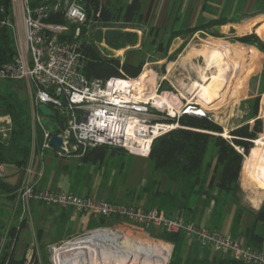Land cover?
I'll return each mask as SVG.
<instances>
[{"label": "built area", "instance_id": "2783aa9c", "mask_svg": "<svg viewBox=\"0 0 264 264\" xmlns=\"http://www.w3.org/2000/svg\"><path fill=\"white\" fill-rule=\"evenodd\" d=\"M84 0H0V26L9 29L16 55L0 68V78L25 81L33 89V115L44 130L43 148H52L58 157L72 152L107 145L121 148L130 154L149 157L154 139L179 126L178 119L189 112L175 106L170 92L154 88L157 97L171 95L173 109L161 107L151 95L149 86L138 78L111 77L107 80L88 78L83 70L85 56L81 51L80 26L91 21ZM60 14L74 23L73 40L65 36L70 27L51 20ZM45 104L53 113L65 116V125L57 133L63 142L60 149L50 143L51 131L43 127L45 115L40 105ZM161 113H165L161 117ZM171 119H175L172 121ZM243 151L241 148H237ZM6 163H0V180L6 177ZM31 172L30 168H26ZM43 176L26 180L17 189L22 206L27 208L30 199L63 208H73L101 218H123L147 228H160L167 233L183 232L198 242L200 247L217 254L241 260L248 264H264V249L243 243L229 235L188 220L182 214L169 215L162 209L142 208L134 204L108 201L73 192L47 190L38 187ZM98 227L75 236L85 238ZM71 241H64L68 245ZM54 264L63 247L51 246Z\"/></svg>", "mask_w": 264, "mask_h": 264}, {"label": "crops", "instance_id": "0c3cea01", "mask_svg": "<svg viewBox=\"0 0 264 264\" xmlns=\"http://www.w3.org/2000/svg\"><path fill=\"white\" fill-rule=\"evenodd\" d=\"M101 1H111L124 6L132 2V0ZM140 13L142 14L140 23L147 25V28L150 26L149 32L153 34V39L160 37L162 32L168 34V39L174 31L187 30L218 18H227L228 22L217 29L231 28L243 23H246L244 27H247L251 23V27L256 26V32L259 33L260 27L264 25V0H141ZM124 30L136 32L138 42L134 46L127 45L120 49H113L114 51L127 53L129 49L141 45L145 35L142 30L130 28ZM199 32L201 31L185 37L177 36L173 42L177 39L187 41ZM116 57L121 58L122 61L125 59L123 54ZM47 117L45 116L43 121H52ZM42 136L41 144L37 146L36 143L31 148L25 164L6 163V177L2 180L3 186L0 187V227L3 235L0 248L4 243L8 245L11 242L9 231L12 228L22 227L12 247L16 257L26 255L29 260L31 254L39 251V245L50 249L53 245L87 233L99 226L118 225L117 218L105 219L77 212L73 208L42 203L35 199H30L27 208H24L16 194L17 189L24 181H34L39 178L41 171H43V176L38 182L39 188L73 192L102 200L134 204L146 209L158 208L161 201L160 193L168 190L173 193L180 192L184 187V182L171 181L163 172L156 170L149 157L125 153L135 159L134 166L127 171L125 166L120 168L117 166V168H112L108 174L103 164L109 156L119 151H111L104 161L97 163L85 161L83 154L79 151L58 157L52 148H43V129ZM1 152L3 151L0 150ZM27 167L31 169L30 173L27 172ZM240 187L241 193H244L246 198L242 201L240 197L237 202L232 194H220L215 183H206L201 191L192 192L186 201L188 208L182 211V215L202 226L248 243L245 233L248 228L253 227L252 212L261 208L264 196L250 194V191L241 183V175ZM183 200V197H180L179 204ZM239 206L245 210L237 223ZM175 213L178 214V211ZM156 229L160 233L159 228ZM255 231L264 236V225L256 224ZM184 248V254L191 258L211 259L217 255L211 249L200 247L198 242L188 237H186ZM261 248L264 249V242ZM26 264H29V261Z\"/></svg>", "mask_w": 264, "mask_h": 264}, {"label": "trees", "instance_id": "16d2710c", "mask_svg": "<svg viewBox=\"0 0 264 264\" xmlns=\"http://www.w3.org/2000/svg\"><path fill=\"white\" fill-rule=\"evenodd\" d=\"M7 1L5 0V2ZM83 4L87 9L89 20L91 21V28H109L110 32L107 34V44L110 48L120 49L127 45L134 46L138 42L136 32L125 31L124 29H136L141 24V0H132L127 6L112 3L111 1L103 2L101 0H84ZM51 20L63 23V17L60 14L52 16ZM227 22V18L212 19L187 30L172 32L166 43H158L156 41L157 38H154L152 43L154 47L158 45L157 51L159 53H167L175 37L180 35L185 37L197 31H209L212 28L217 29L220 25ZM74 29L65 36L69 40L74 39ZM84 31L85 29L80 34L81 38L82 35L84 36ZM239 40L257 45L264 50V43L254 34L241 37ZM80 49L85 56L83 72L91 79L107 80L111 77L138 78L146 63L145 60L132 59L129 55L130 52H127V56L123 61L119 57L105 56L96 46L88 43L86 38L81 40ZM182 50L183 46H180L176 50V53H180ZM15 55L16 51L9 29L5 26H0V68L3 64L12 61ZM246 59H252L250 53L245 56ZM245 60L240 71L243 70L247 63ZM47 118L52 119V121L47 122H51L55 126L51 130L52 133L59 132L65 125V116L59 112L54 111L53 115ZM171 120L175 121V119ZM178 122V127L154 139L149 155V159L156 170L163 172L171 181L184 182V187L180 192L173 193L168 190L160 193L161 201L158 208L164 210L169 215L176 214V211H178V214H182V211L188 208L186 201H188L192 192L201 191V188L206 183H215L220 194H232L234 200L239 202L241 194L240 175L244 158L253 148V139L256 138L258 133L262 132V127L258 126L259 123L255 124L254 127L246 124L232 130L230 132L231 138L228 139L223 136V127L207 115L184 114L178 119ZM20 126L12 134L9 144H0V150L3 151L0 153V163L14 162L23 165L27 162L31 148L28 144L26 145L21 142L24 141L23 139L29 142L31 135L27 128L23 127V124ZM42 137V129H38L37 146L41 144ZM211 142L216 147V151L213 158L206 163ZM237 148H241L243 151L241 152ZM116 149L107 145L96 146L87 149L82 157L85 161L102 162L111 151H115ZM255 153L256 148L252 149L251 154L246 157H252ZM2 184V180H0V187L3 186ZM180 197H183L185 201L183 200L179 204ZM244 210L245 208L239 206L236 217L237 223H239ZM252 216L253 227L246 230L245 236L248 244L261 248L264 236L255 231V225L258 223L264 225V202L258 211L252 212ZM21 228L14 227L9 231L11 242L1 253L0 264L27 263L26 255L16 257L14 249L9 250L16 243ZM160 235H162L165 241L174 244L175 258L171 264H248L220 254L214 255L211 259L191 258L184 254L186 235L183 232L167 233L162 230ZM2 237L0 227V244Z\"/></svg>", "mask_w": 264, "mask_h": 264}, {"label": "rangeland", "instance_id": "374dc122", "mask_svg": "<svg viewBox=\"0 0 264 264\" xmlns=\"http://www.w3.org/2000/svg\"><path fill=\"white\" fill-rule=\"evenodd\" d=\"M63 23L70 27V31H73V28L76 29L77 27L74 23L68 22L65 19H63ZM245 24L246 23L242 25L236 24L231 28L224 27L221 29L212 28L209 31L205 30L204 32H199L195 36L188 38L187 41L177 39L172 43L167 53H159L157 51L158 45L156 47H154V45L152 46L153 34L149 32L150 26L147 28V25L142 23L136 27V29L142 30L145 34L141 45H137L127 52H130L129 55L132 59L146 61L140 76L145 72L147 73L146 82L149 86L151 85L154 88H159V92H170L171 95L175 97H172V99L175 102V106L178 108L183 109V107L188 104L191 107L200 109L201 112L197 115L204 113L217 124L221 125L225 133V135L223 134L224 137L228 139L231 138L230 132L240 126L249 124L251 127H254L255 124L259 123L258 126L262 127V132L258 133L256 138L253 139L252 149L256 148L257 153L258 147H262V155L264 157V144H257V140L259 139L264 141V50L257 45L239 40L241 37L254 34L264 43V34L257 33L256 26L251 27V23H249L247 27H244ZM247 28L249 30H245ZM83 29H85V33L84 36L82 35V38L80 37V40L86 38L87 42L96 46L103 55L116 57L119 56V54L120 56L123 54L124 58L127 56V53L114 51L108 46L107 34L110 32L108 27H99L95 29L87 25H82L80 26V34H82ZM167 36L168 34H166V32H162L161 36L158 37L156 41L158 43H166ZM180 45L183 46V50L180 53H176L175 50H177ZM211 49H217L220 52V56L213 55ZM249 53L252 59L245 60V56ZM207 55L212 57L213 61L211 63H207ZM244 60L247 63L243 70L240 71ZM204 75L207 77L205 82L203 78ZM212 77L216 78L213 92L208 89L201 90L200 86H196V83H200L204 86L209 85L213 81ZM161 88L163 89L160 90ZM33 96L34 92L32 87L25 81L0 78L1 145L9 144L12 134L21 127V124H23V127L27 128L31 135V140L29 142L23 139L24 141L21 143L28 144L30 148H33L37 143V132L38 129H42V127L38 124L33 115ZM164 116L165 113H161V117ZM43 127L48 131L55 128L54 124L52 125L47 121H43ZM252 149L247 155L251 154ZM116 150L120 153L115 152V154L109 156L107 161L103 164L108 174L112 168H117V166H119V168L125 166V170L127 171L135 164V159L125 155V153L129 152L121 148H117ZM215 151L216 147L211 142L209 144L207 162L213 158ZM245 158L241 172V183L250 191V194H260L264 196L263 189L258 187V184L255 185L256 182L246 173L244 169ZM143 163L142 166L144 165ZM89 166H92V164H89ZM240 197L242 201H245L246 197L244 193H241ZM117 223L118 225L116 226H104L103 228H110L118 231L122 236H126L133 240L142 238L156 243H166L171 247V252L166 264H171L174 260L175 247L172 246L173 244L171 242H167L162 238V235L157 232L158 229L133 224L123 218H117ZM159 231L161 232L162 230L159 228ZM74 238L71 237L65 241L73 240L72 242H74ZM62 243L63 242H60L53 246H67ZM6 247L7 244L4 243L0 248V257L2 251L5 250ZM38 247L39 251L36 252L37 254L34 252L35 255L31 254L29 256V264H54L53 261L56 255L54 256L52 248L46 249L42 248L40 245ZM11 249L10 247L9 250ZM91 264H124V262H115L101 258ZM125 264L129 263L125 262ZM132 264L141 263L135 261Z\"/></svg>", "mask_w": 264, "mask_h": 264}, {"label": "bare ground", "instance_id": "6f19581e", "mask_svg": "<svg viewBox=\"0 0 264 264\" xmlns=\"http://www.w3.org/2000/svg\"><path fill=\"white\" fill-rule=\"evenodd\" d=\"M259 34H264V25L260 27ZM211 50L213 55L220 56V52L217 49ZM212 61V57L207 55V63H211ZM203 78L205 82L207 79L206 75H204ZM140 81L143 84L149 86L146 82V72L140 76ZM215 81L216 78H213L212 83L209 85L204 86L200 83H196V86H200L201 90L208 89L213 92ZM149 87L151 89V95H153L158 105L161 107L167 106L169 109L174 108L170 94L157 97L154 87L151 85ZM189 112L197 115L201 112V110L195 107H190ZM223 134L225 135V133ZM257 144L263 145L264 141L259 139L257 140ZM262 151V147L259 146L258 151L254 156L246 157L244 169L246 170V173L249 174V177L252 178L254 182H256L255 185L258 184V187L264 191V157L262 155ZM57 252L59 260L58 264H91L92 262H96L101 258L114 260L115 262H124V264L125 262L130 264L132 261H136L137 263L141 264H166L171 252V247L166 243H156L148 239L145 240L139 238L133 240L126 236H122L118 231L112 229H99L85 238L70 242L66 247H63Z\"/></svg>", "mask_w": 264, "mask_h": 264}, {"label": "water", "instance_id": "95a60500", "mask_svg": "<svg viewBox=\"0 0 264 264\" xmlns=\"http://www.w3.org/2000/svg\"><path fill=\"white\" fill-rule=\"evenodd\" d=\"M40 111L45 116H52L53 112L45 105H40ZM205 114H201L200 116H204ZM198 116V115H197ZM63 139L61 136H59L57 133H53L50 137L49 143L54 149H60L62 145Z\"/></svg>", "mask_w": 264, "mask_h": 264}]
</instances>
